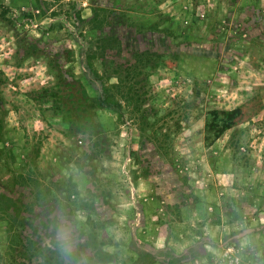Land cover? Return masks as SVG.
<instances>
[{
	"label": "rangeland",
	"instance_id": "374dc122",
	"mask_svg": "<svg viewBox=\"0 0 264 264\" xmlns=\"http://www.w3.org/2000/svg\"><path fill=\"white\" fill-rule=\"evenodd\" d=\"M174 1L0 0V264H264V0Z\"/></svg>",
	"mask_w": 264,
	"mask_h": 264
},
{
	"label": "trees",
	"instance_id": "16d2710c",
	"mask_svg": "<svg viewBox=\"0 0 264 264\" xmlns=\"http://www.w3.org/2000/svg\"><path fill=\"white\" fill-rule=\"evenodd\" d=\"M157 57V58H156ZM163 54H156L155 59L162 58ZM156 63L153 64L152 67H155ZM54 77V85L49 88H43L41 92L49 96L55 104V107L59 109L63 113V118L67 119L69 115L65 113L66 102L64 100L63 93V85L66 78L60 72H55L53 74ZM145 78V79H143ZM141 77L134 81V86L130 84L127 87V90L130 94H127L123 97L124 101L128 104L132 105V112L138 113L139 117L142 120L153 118V111L151 107L147 104L149 103L147 98L145 97V87L146 81H148V75L145 77ZM108 80L102 81L101 92L92 100L89 101L88 107H96V108H112L115 109L118 113L117 121L122 120L123 111L122 104L114 99L111 94V87L109 85ZM152 112V113H151ZM242 108L241 106H235L232 108H210L206 110L203 124V142L206 147L211 146L226 130L231 129L237 123V120L242 116ZM68 116V117H67ZM91 128V127H89ZM239 146L236 147L235 152H238ZM3 210L0 206V219L3 218L2 215ZM5 218V217H4ZM38 254L42 255L44 260L39 262L38 264H54L51 261L50 255L46 251H42ZM154 260V255L141 251L137 253L136 258L133 260L132 264H148Z\"/></svg>",
	"mask_w": 264,
	"mask_h": 264
},
{
	"label": "crops",
	"instance_id": "0c3cea01",
	"mask_svg": "<svg viewBox=\"0 0 264 264\" xmlns=\"http://www.w3.org/2000/svg\"><path fill=\"white\" fill-rule=\"evenodd\" d=\"M175 1L174 0H168V4L170 5H168L169 7H172V6H175ZM164 4H166V2L164 3ZM253 15V14H252ZM258 17H260V16H258ZM142 251H145V252H149V253H151V254H153L154 255V259H155V254L154 253H152L151 251H149V250H142ZM139 252H141V250L139 251ZM138 252V253H139Z\"/></svg>",
	"mask_w": 264,
	"mask_h": 264
},
{
	"label": "water",
	"instance_id": "95a60500",
	"mask_svg": "<svg viewBox=\"0 0 264 264\" xmlns=\"http://www.w3.org/2000/svg\"><path fill=\"white\" fill-rule=\"evenodd\" d=\"M251 230H252L251 228L250 229H244L240 233H238L236 236L243 234V233H246V232L251 231Z\"/></svg>",
	"mask_w": 264,
	"mask_h": 264
}]
</instances>
